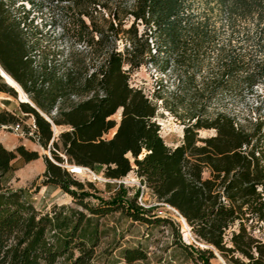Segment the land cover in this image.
Segmentation results:
<instances>
[{
	"label": "trees",
	"instance_id": "obj_1",
	"mask_svg": "<svg viewBox=\"0 0 264 264\" xmlns=\"http://www.w3.org/2000/svg\"><path fill=\"white\" fill-rule=\"evenodd\" d=\"M62 1L70 20L62 32L74 40L68 52L46 38L18 0H0V68L35 105L21 101L19 108L34 119L31 136L52 153L44 156V183L61 188L77 206L55 204L44 212L24 188L4 185L14 160L31 162L40 153L0 142V264H100V219L116 211L170 225L179 247L197 264H212L216 252L227 264H264V119L242 123L226 111L206 116L196 99L206 88L196 85L183 140L170 146L153 120L157 104L130 84V71L152 61L154 48L155 63L164 55L162 70L173 68L179 83L197 81L206 68L202 81L222 92L264 86V0ZM119 42L125 43L122 50ZM0 92L17 95L1 69ZM120 109L117 123L112 117ZM19 121L16 112H0V127ZM53 125L66 128L56 136ZM112 129L114 135L105 137ZM202 129L216 133L202 137ZM66 165L104 167L105 176L116 180L135 171L206 246L184 243L180 224L152 215L138 202L139 190L129 196L121 185L105 198ZM148 257L142 246L121 251L123 264Z\"/></svg>",
	"mask_w": 264,
	"mask_h": 264
},
{
	"label": "rangeland",
	"instance_id": "obj_2",
	"mask_svg": "<svg viewBox=\"0 0 264 264\" xmlns=\"http://www.w3.org/2000/svg\"><path fill=\"white\" fill-rule=\"evenodd\" d=\"M65 3L62 0H18L17 6L23 4L26 9L30 10V19H33V24L47 33L45 36L52 44L59 45L68 52L74 40L62 32L63 24L70 21L62 8ZM144 28V25L141 24L139 26L140 32L144 31ZM124 44V42H119L121 50L124 48ZM84 47L79 46L80 49ZM154 52L155 49L153 48L154 57L152 61L130 71V84L135 88H142L151 101L157 104L158 111L153 120L160 125V134L168 145L177 146L183 140L185 123L188 121L189 113H191L189 103L194 97L193 91L196 85L200 88H206L196 97L199 106L197 110L203 112L204 115L213 117L220 111H226L237 116L242 123H248L249 120H255L259 117L264 119L263 85L256 87L253 92L248 90L222 92L218 88L215 89L214 84L206 87L205 82L208 81H202L203 75H208L206 68H203L202 72L198 74L197 81L179 83L172 76L173 68L168 73H164L162 70L165 63L164 55L157 56L158 62L155 63ZM89 58L90 56H88V60ZM20 102L19 92L16 96L0 93V112H16L27 127L33 123L34 119L31 116H25L20 111ZM117 112L112 118L119 123L122 109ZM65 128V126H53L55 135H59L60 131ZM114 129L105 137L111 138L115 133ZM199 133L200 136L206 137L214 135L216 131L214 129H202ZM7 137H12L14 144L16 142L24 143L27 148L39 151L40 158L31 162H26L20 157L14 160L12 168L3 178L4 185L13 189L24 188L27 197L36 208L44 212L51 210L55 204L77 206L72 196L63 192L61 188L44 183L46 168L44 156L53 157L49 149H45L30 134H20L11 125H3L0 127V139L8 144ZM13 143L9 145L11 146ZM66 166L69 170H73L74 165ZM83 168L85 169L82 172L73 173L77 179L86 184L87 188H89L88 183L92 182L97 193L105 198L115 194L121 185H124L129 196L135 195L136 191L139 190L138 201L147 205V209H152V215L162 211L163 215L171 217L180 224V236L184 243L199 247L206 246L196 239L191 228L184 225L181 215L162 205L154 193L142 185L135 171H131L126 177L116 180L105 176L104 167L97 171L87 167ZM90 201L98 203L93 198H90ZM100 223L103 231V236L97 247L100 264L105 262L107 264H123L121 251L127 246H142L148 251L149 257L146 261H138L134 264H197L190 254L179 247L178 242H176L177 236L173 234L170 225L157 226L155 223L147 224L135 221L120 211L102 217ZM216 254L217 256L212 259V264H227L218 252Z\"/></svg>",
	"mask_w": 264,
	"mask_h": 264
},
{
	"label": "bare ground",
	"instance_id": "obj_3",
	"mask_svg": "<svg viewBox=\"0 0 264 264\" xmlns=\"http://www.w3.org/2000/svg\"><path fill=\"white\" fill-rule=\"evenodd\" d=\"M4 76H5V80L7 81V83L14 86L18 90V92L20 93V96H21V101H30L27 93L22 89V87L9 74L4 73ZM53 126L55 127V125H53ZM83 169H85V168H83L81 166H74L72 172H82ZM182 220H183L184 225L189 228L184 217H182Z\"/></svg>",
	"mask_w": 264,
	"mask_h": 264
},
{
	"label": "built area",
	"instance_id": "obj_4",
	"mask_svg": "<svg viewBox=\"0 0 264 264\" xmlns=\"http://www.w3.org/2000/svg\"><path fill=\"white\" fill-rule=\"evenodd\" d=\"M29 126H31L32 131L30 132V135L33 134V130L35 129V124L34 121L32 124H29ZM11 127L17 132V133H25V130L23 129V123L22 121L17 122L16 124L11 125ZM144 187H146L144 184H142ZM139 202V201H138ZM140 203V202H139ZM140 205L144 206L145 208L147 207V205H145L143 202L140 203ZM162 205H164L165 207H169L171 210L175 211L176 213H178L180 215V213L173 208L172 206L166 204V203H162ZM160 215H163L164 213L162 211L159 212Z\"/></svg>",
	"mask_w": 264,
	"mask_h": 264
},
{
	"label": "crops",
	"instance_id": "obj_5",
	"mask_svg": "<svg viewBox=\"0 0 264 264\" xmlns=\"http://www.w3.org/2000/svg\"><path fill=\"white\" fill-rule=\"evenodd\" d=\"M0 93H4V92H0ZM13 112V111H12ZM7 141L9 142L8 144L5 143V141H3L2 139H0V142H2L7 148L9 149H14L16 146L20 145V142H16L15 144L13 143L14 142V139L12 137H7L6 138ZM10 143H13V145H9ZM24 144V143H22Z\"/></svg>",
	"mask_w": 264,
	"mask_h": 264
},
{
	"label": "water",
	"instance_id": "obj_6",
	"mask_svg": "<svg viewBox=\"0 0 264 264\" xmlns=\"http://www.w3.org/2000/svg\"><path fill=\"white\" fill-rule=\"evenodd\" d=\"M1 69V75H2V77L5 79V76H4V73H7L3 68H0ZM8 74V73H7ZM7 82V81H6ZM18 83V82H17ZM19 84V83H18ZM20 85V84H19ZM10 86H12V85H10ZM17 92H18V90L14 87V86H12ZM25 102H29V103H31L33 106H35L31 101H25ZM40 113L42 114V115H44L41 111H40ZM122 115V114H121ZM48 119V118H47ZM49 120V119H48ZM50 121V120H49ZM118 126H119V124H118ZM118 126H117V128H116V131H117V129H118ZM115 131V132H116ZM68 167V166H67ZM71 171V170H70ZM72 172V171H71Z\"/></svg>",
	"mask_w": 264,
	"mask_h": 264
}]
</instances>
